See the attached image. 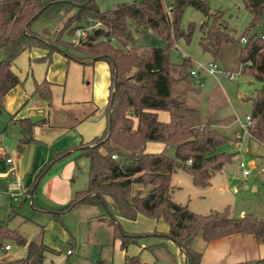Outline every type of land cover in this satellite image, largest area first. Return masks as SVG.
Wrapping results in <instances>:
<instances>
[{
	"label": "trees",
	"instance_id": "obj_1",
	"mask_svg": "<svg viewBox=\"0 0 264 264\" xmlns=\"http://www.w3.org/2000/svg\"><path fill=\"white\" fill-rule=\"evenodd\" d=\"M78 1L76 4V0H0V104L2 95L20 83L10 67L13 59L31 47L46 48L47 57L53 50H58L69 59H86L87 62L100 59L109 66L105 126L100 134L78 146L80 153L88 158L86 186L75 191L66 204L55 208L52 218L61 221L62 213L77 204L102 205L110 216L120 246L124 248L133 238L119 228L111 213L110 200L124 218L134 220L140 213L162 218L167 224L163 236L180 246L185 264H199L201 251L190 245L197 233L205 242L235 233H250L258 243H264V217L249 213L232 217L226 208L198 213L172 199L174 187L170 178L175 167H182L190 174L194 185L203 187L210 184L213 175L232 155L221 148L230 139L211 123H187L181 112L185 108L184 102L173 96L170 90L173 77L169 74L172 62L168 49L174 37L188 38L192 28L189 24L184 31L179 26L183 9L191 5L207 16L210 12L207 1L170 0L169 15L161 0H131L107 9H99L94 0ZM243 3L251 17L238 37L239 40L245 39L238 53L241 72L263 82V86L248 97L251 102L248 133L264 147V40L260 37L262 33L254 30L264 13V0H243ZM73 6L75 9L70 16L73 26L66 28L67 22L64 21L53 41L30 28L31 22L40 15L51 18L66 13ZM212 16L211 24L204 20L199 25V44L216 61L222 57L227 25L221 21L220 10ZM127 17L150 28L163 38L164 44L151 47L129 45L131 35L125 23ZM88 19L100 25L90 29L85 39L78 43L61 39L62 33L71 34L69 30L85 25ZM181 64L190 65L189 58H183ZM40 88L41 84H35L34 91L39 92ZM158 110L168 112L167 121L158 119ZM151 140L162 142L163 149L146 151V142ZM169 145L174 148L173 157L164 153ZM111 154H115V158ZM59 155L57 153L47 161L31 188ZM133 184L147 187V191L142 193L138 188L132 193ZM3 239L24 246L25 254L0 264H42L46 251L56 252L40 241L27 240L14 229L7 228L5 223L0 224V241ZM129 260L138 261L135 256ZM236 264H264V256Z\"/></svg>",
	"mask_w": 264,
	"mask_h": 264
},
{
	"label": "rangeland",
	"instance_id": "obj_2",
	"mask_svg": "<svg viewBox=\"0 0 264 264\" xmlns=\"http://www.w3.org/2000/svg\"><path fill=\"white\" fill-rule=\"evenodd\" d=\"M127 1L131 0H94V3L99 9H107L119 2ZM166 1L169 2L170 0ZM206 1L210 11L207 16L191 5H186L183 9L179 26L184 31L187 30L189 24H192V28L188 38L184 36L174 37L172 45L168 49L169 59L172 62L169 67V74L173 77L170 90L173 96L184 102L185 108L181 112L184 114L187 123L198 125L203 122L211 123L214 128L230 139L221 148L226 153H232V155L222 169L213 175L210 184L203 187L194 185L190 174L182 167H175L170 178V182L174 187L172 199L175 202L187 205L189 209L198 213L226 208L232 217H241L249 213L261 218L264 217V147L260 142L250 138L247 132H244L240 127V121H245V115L250 114L251 102L248 97L252 96L256 89L263 86V82L260 80L240 71L242 67H240L238 59L239 46L243 42L238 37L248 24L251 12L244 6L243 0ZM79 2L76 0V4ZM74 9L73 6L66 13L57 14L51 18L40 15L31 22L30 28L39 35L53 41L56 32L64 24V21L67 22L66 28L73 26L74 21H70V16H72ZM216 10L221 11V21L227 25V38L222 42V57L215 62L223 72L232 73L233 78H228L222 72L210 75L201 69L198 74V78L202 82V85H200L195 78L188 74V71L190 68H197L199 64H207L213 61L211 54L204 51L199 44L201 36L199 25L204 20L211 24L213 22L212 13ZM125 23L131 35L129 45L151 47L164 44L162 37L156 35L150 28L136 24L133 18L127 17ZM84 24L83 27L89 26L91 29L98 26L97 21L89 19ZM254 30L257 33H264V13L260 17L259 25ZM69 32L71 34L62 33L61 39L73 42V29ZM60 46L63 48L62 45ZM60 53L62 52L60 51ZM79 55L84 57L82 53ZM183 58H189L190 65H182ZM86 70L88 71V69ZM86 80H89V78L83 79L82 85L73 84L67 88L65 91L66 98L62 87L53 88L52 97L50 98L52 105L56 108L73 107L78 109L81 106H88L90 98L89 85H87ZM102 113L105 116L104 107L93 112L92 120H98ZM157 113L160 121L168 120L167 111L158 110ZM104 126L105 121L96 135L101 133ZM237 132L241 138L235 151L232 140H234ZM9 134V130L5 131V135L1 139L2 144L8 145ZM162 149L163 143L160 141L151 140L146 142V151L157 152ZM164 153L169 157H173V146H167ZM240 161L243 162V167L239 166ZM79 165L80 169L75 176V186L77 188L83 187L87 183V167L84 169L81 162ZM243 169L248 171L247 175L242 174ZM138 188L141 189L142 193L147 191V187L133 184L132 193ZM108 203L111 204L112 202L109 200ZM28 208V215H30L29 213L32 210L29 206ZM111 213L114 214L112 209ZM100 214L110 220L106 210L99 204L78 205L65 213L61 221L53 218L43 219V216L40 219L36 214V217L30 216L31 222L24 223L22 231L27 238L34 240L39 225L43 226V234L51 233V243H44L56 252H47L42 264H68V261H70V264H90V259L93 257H105L106 255L107 258L111 259L113 256L111 241L116 238V231L114 232L110 224L106 222L92 220L94 215L97 218ZM90 219L92 221H89ZM115 220L119 224V228L133 238V241L127 245L137 243L141 239H147L148 237L145 236L147 229L151 227L159 229L166 223L162 218L156 219L141 213L137 214L134 220L122 216L115 217ZM48 222L61 227L67 233V238L60 241L57 236L53 235L54 230L48 227ZM1 242L8 243L11 246V251L19 250V246L11 239H3ZM203 243L204 241L197 233L192 238L190 245L194 248ZM160 246L158 257L163 259L170 249L168 245L162 243L157 247ZM67 249L73 251L71 255L66 254ZM2 256L3 254L0 253V258Z\"/></svg>",
	"mask_w": 264,
	"mask_h": 264
},
{
	"label": "crops",
	"instance_id": "obj_3",
	"mask_svg": "<svg viewBox=\"0 0 264 264\" xmlns=\"http://www.w3.org/2000/svg\"><path fill=\"white\" fill-rule=\"evenodd\" d=\"M10 67L18 75L20 83L11 86L2 95L0 104V224L5 223L7 228L14 229L30 240L22 231L24 223L32 221L30 216L36 217L37 214L40 219L42 216L43 219L52 218L55 208L66 204L75 191L86 186H75L79 163L83 164L84 169H88V158L80 153L78 146L90 140L103 126V113L99 114L101 116L96 121L92 120V114L102 109L107 102L110 71L107 62L100 59L92 62H87L86 59H68L58 50L50 52L47 57V49L44 47H31L23 51L13 59ZM87 78L90 98L88 106L78 109L56 108L52 105L50 98L53 88L62 87L66 98L67 88L73 84L82 85V80ZM35 84H41L39 92L34 91ZM34 121L37 122L32 123ZM8 130L9 143L4 145L1 139ZM240 138L237 132L232 140L235 151ZM57 153L60 155L50 162L31 188L37 173ZM7 157L9 162L5 161ZM10 169L12 173L9 172ZM11 181L20 184L15 199H11L5 190V184ZM27 205L32 210L30 215ZM78 205L86 204H77L63 212L62 216ZM110 208L114 212V218L121 217L112 203ZM93 219L106 222L113 228L110 220L102 214L97 218L94 215ZM48 223V227L54 230L53 235L60 241L67 238V233L61 227L52 222ZM42 228L39 225L35 240L50 244L51 233L43 234ZM166 230V223L159 229L151 227L146 231L147 239H141L124 248L120 246V239L116 235L111 241V259L106 255L93 257L90 264L93 260H97L99 264H185L180 246L163 236ZM161 243L168 245L170 249L163 259L158 257L161 246H157ZM4 244L8 243L0 241V253L3 254L0 262L24 256V246L16 244L19 250L11 251L9 244L7 249H2ZM194 249L201 250L199 264H236L264 256V243H258L250 233H235L204 241ZM47 252L50 251L45 254ZM72 252L71 250L66 254L71 255ZM132 256L138 261L128 262V258Z\"/></svg>",
	"mask_w": 264,
	"mask_h": 264
},
{
	"label": "built area",
	"instance_id": "obj_4",
	"mask_svg": "<svg viewBox=\"0 0 264 264\" xmlns=\"http://www.w3.org/2000/svg\"><path fill=\"white\" fill-rule=\"evenodd\" d=\"M167 14L169 15V9H170V4L169 2H167L166 0H161ZM100 25V23L98 22V26ZM97 27V26H96ZM90 27H83V26H78L74 29L73 31V35H74V40L73 42L74 43H78L80 42L81 40L85 39L86 36L88 35L89 31H90ZM260 37L264 40V33H262L260 35ZM242 41H245L244 38L241 39ZM240 67H242V64H240ZM204 70L207 74H210V75H214L215 73H218V72H222L224 73L225 76H227L228 78H233V75L232 73L230 72H223L217 65V63L215 61H211V62H208L207 64H199L197 68H190L188 73L189 75H191L193 78H195L196 81H198V83L200 85H202V82L201 80L198 78V74L200 72V70ZM241 71V70H240ZM245 121L241 122L240 123V127L241 129L244 131V132H247V134L249 135L248 133V125H249V122H250V117L249 115H245V118H244ZM238 137V135H237ZM115 154H111V157L112 158H115ZM9 158H5V161L6 162H9ZM239 166L240 167H243L244 164L242 161L239 162ZM10 173H12V169H10L9 171ZM248 171L246 169H243L242 170V174H247ZM1 175H4V174H1ZM19 187H20V184L19 182H16V181H11V182H7L5 184V190L7 191V193L9 194L10 198L11 199H15L16 198V195H18V191H19ZM18 190V191H16ZM8 248V244H4L2 246V249H7ZM67 253L70 252L69 249L66 250ZM92 264H99V262L97 260H93L92 261Z\"/></svg>",
	"mask_w": 264,
	"mask_h": 264
}]
</instances>
